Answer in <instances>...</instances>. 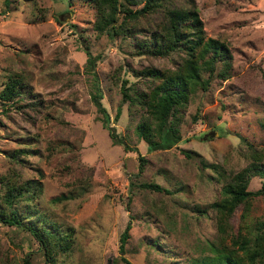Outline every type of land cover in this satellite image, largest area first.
Segmentation results:
<instances>
[{"label":"rangeland","instance_id":"obj_1","mask_svg":"<svg viewBox=\"0 0 264 264\" xmlns=\"http://www.w3.org/2000/svg\"><path fill=\"white\" fill-rule=\"evenodd\" d=\"M122 1L131 10L145 2ZM97 4L0 0V195L7 181L27 189L35 183L32 207L15 205L20 219H44L55 234L41 248L22 226L0 222V264H24V257L32 264H124L121 255L132 264H199L206 241L220 234L208 206L223 197L217 172L238 170L251 147L264 145V0H158L135 15L116 11L120 28L112 37L94 26ZM175 8L186 23L195 13L203 40L223 44L212 73L201 71L205 89L164 81L183 49H145L164 43L166 10ZM84 49L96 55L92 70L113 135L136 150L112 143L100 124ZM163 128L175 137L166 148L158 145ZM138 155L145 159L140 171ZM260 181L252 175L246 188ZM240 211L241 204L227 218L226 243L241 221L264 219V193L251 197L243 219Z\"/></svg>","mask_w":264,"mask_h":264},{"label":"trees","instance_id":"obj_2","mask_svg":"<svg viewBox=\"0 0 264 264\" xmlns=\"http://www.w3.org/2000/svg\"><path fill=\"white\" fill-rule=\"evenodd\" d=\"M95 1L98 3V15L94 20V26L97 30L104 29L109 37H112L120 28L119 24L114 22L116 11H121L125 17V15L130 16L150 10L154 5L158 4V0H145L140 8L131 10L122 0ZM166 14V19L163 22V30H161L160 33L164 43L162 45L155 44L156 41L151 46L145 44V49L159 54H165L167 51L177 48L183 49L186 56L182 59L179 67L165 76L164 81L177 82L179 86H184L185 84L187 86L186 90L188 91H194L198 87L205 89L208 77H201V71L207 70L209 74L212 73L214 67L213 63L217 60L218 56L224 52L222 50L223 44L212 37H206L204 40L202 39V27L195 13H191L192 17L189 23L184 21V19L188 18L185 11L178 10L177 8L167 9ZM153 39L155 41L157 37L154 36ZM83 51L86 55L85 61L87 67L89 71L92 72L93 76V88L90 93V98L95 109L100 113V124L107 130V134L112 143H119L124 149L136 150L134 146H128L121 138H116L113 135L111 126L108 124V114L99 100L100 89L92 70L96 55L91 54L87 49ZM222 63L223 66L226 67L227 63L224 60ZM153 75H157V73H153ZM5 89L8 91L10 88L6 85ZM123 92L125 94L127 93L126 91ZM183 93L184 90L182 89L180 96ZM170 138L175 137L171 135L167 128H163L160 134L161 141L159 140L160 142H158V145L161 148L169 147L171 144ZM250 149L251 150L248 151V161L243 167L231 172L229 175H225L221 171L217 172L223 184L221 188L223 197L209 202L208 206L215 211V226L220 234L216 240L206 241L208 253L197 258L199 264H264V219H253L250 222H246L245 220L241 221L236 231L229 233L230 241L228 243H226L221 233L226 229L227 218L232 213L235 206L241 204L240 216L241 219H243L251 197L255 194L264 193V145L259 148L251 147ZM182 151L185 155H189L187 150L182 149ZM137 160V170L140 171L145 159L142 155H138ZM252 175H258L261 181L258 188L249 190L246 188V185ZM31 185L33 187L31 186L27 189L22 184L17 185L10 181L6 182L4 190L0 195L1 204L3 203L2 207L0 206V222L22 226L35 237L41 248H47L45 237H54L55 234L49 231L44 223L45 220H32L30 223L23 224V221L20 219V212H18L19 210L15 206L20 203L21 200H26L28 201L25 205L27 210L32 207V195H34L37 186L35 183H31ZM139 185L154 190L166 191L165 188L154 182H140ZM62 196L67 197L66 194ZM54 198L60 199V196L58 195ZM205 211L206 208H203L201 212ZM242 226L246 228L245 234H241L240 230ZM129 228L130 220H127L119 234L118 252L120 254L124 252V243L128 236ZM233 245H235V247ZM48 249L50 250L49 247ZM120 259L124 264H132L123 255L120 256ZM23 263L32 264L28 257L23 258ZM52 263L53 262L49 261L46 262L45 260L42 262V264Z\"/></svg>","mask_w":264,"mask_h":264}]
</instances>
